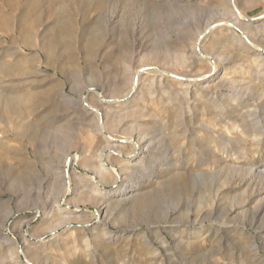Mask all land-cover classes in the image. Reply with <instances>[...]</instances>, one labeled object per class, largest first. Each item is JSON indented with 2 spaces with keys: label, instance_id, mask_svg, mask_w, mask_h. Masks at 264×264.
Returning <instances> with one entry per match:
<instances>
[{
  "label": "rangeland",
  "instance_id": "rangeland-1",
  "mask_svg": "<svg viewBox=\"0 0 264 264\" xmlns=\"http://www.w3.org/2000/svg\"><path fill=\"white\" fill-rule=\"evenodd\" d=\"M263 47L264 0H0V264H264Z\"/></svg>",
  "mask_w": 264,
  "mask_h": 264
},
{
  "label": "bare ground",
  "instance_id": "bare-ground-1",
  "mask_svg": "<svg viewBox=\"0 0 264 264\" xmlns=\"http://www.w3.org/2000/svg\"><path fill=\"white\" fill-rule=\"evenodd\" d=\"M231 24H233V25H231L230 27L232 28V29H234L233 27L234 26H236V25H238V23L237 22H234V23H231ZM57 25V24H56ZM218 25V24H217ZM242 25V24H241ZM225 26V24H222V25H220V26H218V27H216V28H214L215 30L216 29H218V28H226V27H224ZM233 26V27H232ZM242 27H245V25H242ZM247 27H249V26H247ZM61 28V27H60ZM259 28V27H258ZM214 29L212 30V32H214ZM245 29H247V28H245ZM206 32V31H205ZM208 37V36H207ZM257 38H258V36H257ZM259 41L261 42L262 40H260L259 39ZM30 42V41H29ZM263 42V41H262ZM91 44V43H90ZM23 47V46H22ZM24 47H26V48H28V49H34V50H37L36 52H37V56H35V58L37 57V59H38V61H40V59H43V56L47 59V61L49 60V59H51V57L56 53V49H57V44L56 43H50V44H45V43H43V44H40L39 43V45L37 46V45H34V46H32V45H29V44H24ZM260 47V46H259ZM262 49H264V47L262 48ZM22 51V50H21ZM20 51V52H21ZM24 51V50H23ZM22 51V52H23ZM262 51V50H261ZM193 55V54H192ZM56 57H57V55H56ZM262 59V58H261ZM262 60H264V59H262ZM41 63V62H40ZM47 66H49V65H47ZM60 72L62 73V74H66L65 73V70H64V68L63 69H61L60 70ZM155 72H157V71H155ZM261 72V71H260ZM166 73H169V72H167V71H165L163 74L164 75H166ZM171 73V72H170ZM137 74V73H136ZM142 74V73H141ZM146 74H147V72H146ZM152 74V73H151ZM138 75V74H137ZM149 75V74H148ZM140 75H138V77H139ZM184 76H186V78H188V80L190 81V82H196V80H198V79H196L195 78V76L196 75H192V74H190V75H184ZM135 76H133V78H134ZM181 77V76H180ZM179 78V77H178ZM138 80H139V78H138ZM140 80H141V77H140ZM155 80V79H154ZM132 82H134V81H132ZM141 82V81H140ZM162 82V81H161ZM138 85V84H137ZM234 86V85H233ZM131 87H133V89H135L136 88V86H131ZM133 91V90H132ZM130 93H131V91H130ZM165 94V93H164ZM110 98V97H109ZM108 98V99H109ZM17 99V98H16ZM101 99H103V96H101ZM105 99V98H104ZM121 100H122V97H121ZM106 101V100H105ZM109 100H107V102H108ZM16 102H18V101H16ZM16 105L14 104V101H12V100H10L9 98H5L4 96L2 97H0V121H2V123H3V121H4V119H5V117L8 115V113L10 114H12V113H14V111H16V107H15ZM263 110V109H262ZM107 111V110H106ZM88 115L90 114V112L89 113H87ZM99 112L98 111H96V115L97 116H99ZM86 115V114H85ZM8 120H10V119H8ZM7 121V120H6ZM5 121V122H6ZM1 123V122H0ZM8 125V124H7ZM6 125V126H7ZM23 125H21V127H22ZM19 128H20V126H19ZM14 129H16V127L14 128ZM24 130V129H23ZM261 130V129H260ZM27 132V131H26ZM141 132V131H140ZM143 132V131H142ZM141 132V133H142ZM28 133V132H27ZM136 133V132H135ZM140 133V135H138V136H134V139H132L131 140V142L130 143H132L133 145H132V148H134V150H137L139 147H140V144L141 143H143V144H146L147 143V148H151L154 144H156V143H159L160 142V140H159V142H156V139L155 138H157V137H150L149 138V136H147V135H144V134H141ZM15 134H17V133H15ZM104 134H106V136H105V140H106V143H107V145H105L106 147L104 148V150L102 151V154H104L105 153V151H111V150H116V152H119L120 153V155H122V149L124 148L123 146L124 145H122V143L123 142H120L121 140H116L118 143L116 144H113L112 143V141L114 140V138L112 137V136H110L109 134L110 133H107V132H104ZM136 134H138V133H136ZM135 134V135H136ZM22 135H24L25 136V134H22ZM30 135V134H29ZM18 136V135H17ZM21 136V135H20ZM35 136V135H34ZM34 136H32L31 138H30V140L31 141H37L38 140V138L36 139H34L33 137ZM34 141V142H35ZM38 144V143H37ZM158 145V144H157ZM38 146V145H37ZM156 146V145H155ZM155 146H153V149L155 148ZM32 147V146H31ZM34 147V146H33ZM33 149H35V147L33 148ZM133 150V151H134ZM110 154H113V152H110ZM118 154V153H117ZM147 156L148 155H150L149 154V152H146L145 153ZM124 155V154H123ZM127 155H130V152L129 153H126V156ZM154 155V154H153ZM128 157V156H127ZM75 159H77L76 157H75ZM123 165H127V163H124ZM128 165H129V163H128ZM125 167V166H124ZM128 167V166H127ZM102 169V168H101ZM104 173V171L103 170H101V171H99V174H103ZM264 174V173H263ZM258 175H261V177H262V179L264 178V175H262V174H258ZM257 176V175H256ZM139 188L140 187H138V186H136L133 190H129V186H127L125 189H123V190H121L120 191V193L121 194H123V195H128L129 193H131V194H134V192H137L138 190H139ZM111 195V194H110ZM132 196V195H131ZM130 197V196H129ZM129 201H130V199H129ZM121 202V201H120ZM119 202V203H120ZM106 203V202H105ZM109 203V202H108ZM123 203V202H122ZM110 205H108V207H109ZM107 207V208H108ZM108 209H110V208H108ZM108 210L106 211V215L108 214Z\"/></svg>",
  "mask_w": 264,
  "mask_h": 264
}]
</instances>
